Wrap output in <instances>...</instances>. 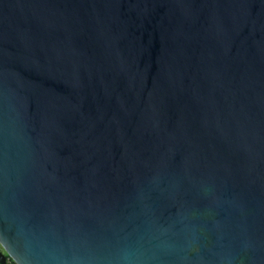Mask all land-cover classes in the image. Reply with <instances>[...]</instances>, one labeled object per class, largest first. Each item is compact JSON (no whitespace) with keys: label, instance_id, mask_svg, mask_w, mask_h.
Segmentation results:
<instances>
[{"label":"water","instance_id":"water-1","mask_svg":"<svg viewBox=\"0 0 264 264\" xmlns=\"http://www.w3.org/2000/svg\"><path fill=\"white\" fill-rule=\"evenodd\" d=\"M0 264H264V0H0Z\"/></svg>","mask_w":264,"mask_h":264},{"label":"built area","instance_id":"built-area-1","mask_svg":"<svg viewBox=\"0 0 264 264\" xmlns=\"http://www.w3.org/2000/svg\"><path fill=\"white\" fill-rule=\"evenodd\" d=\"M7 264H14L10 259H8Z\"/></svg>","mask_w":264,"mask_h":264},{"label":"rangeland","instance_id":"rangeland-1","mask_svg":"<svg viewBox=\"0 0 264 264\" xmlns=\"http://www.w3.org/2000/svg\"><path fill=\"white\" fill-rule=\"evenodd\" d=\"M0 250H1V247H0Z\"/></svg>","mask_w":264,"mask_h":264}]
</instances>
